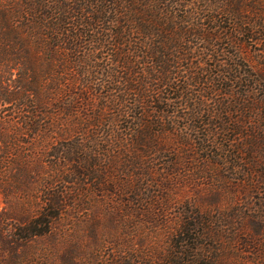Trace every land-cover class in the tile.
<instances>
[{
	"label": "trees",
	"instance_id": "trees-1",
	"mask_svg": "<svg viewBox=\"0 0 264 264\" xmlns=\"http://www.w3.org/2000/svg\"><path fill=\"white\" fill-rule=\"evenodd\" d=\"M248 53L256 71L235 63ZM226 80H245L243 93H226ZM249 82L264 87V0H0V195L8 208L0 213V264H34L28 249L75 209L73 186L113 188L117 176L102 165L124 160L150 172L176 144L192 149L184 139L191 124L198 133L218 118L221 135L262 119L264 97L254 99ZM238 113L230 123L222 118ZM263 133L259 125L237 149L262 156ZM170 161L176 171L179 160ZM125 177L128 195L133 176ZM142 193L126 205L143 206L144 217ZM156 213L150 221L164 223L158 206ZM189 214L169 247L127 250L115 264H233L225 260L235 240L222 235L233 219ZM250 246L264 255L260 241Z\"/></svg>",
	"mask_w": 264,
	"mask_h": 264
},
{
	"label": "rangeland",
	"instance_id": "rangeland-1",
	"mask_svg": "<svg viewBox=\"0 0 264 264\" xmlns=\"http://www.w3.org/2000/svg\"><path fill=\"white\" fill-rule=\"evenodd\" d=\"M229 50L233 52L231 48ZM233 56L235 57L234 54ZM245 59L248 63L239 59L235 63L242 65V62H245L252 66L253 69L249 67V71L260 68V65L253 60L252 54H246ZM236 74L237 72L234 71L233 75ZM227 77L232 79V76ZM245 82V80L240 81L239 85L246 86ZM239 85L227 81L224 88L228 90L226 93L229 91L235 94L243 93ZM249 85L253 90L254 99L264 97V87H259L254 82H249ZM230 86L232 90L229 89ZM224 97L225 94L223 99H226V103L234 100ZM208 104L214 103L209 101ZM262 113L264 114V111ZM263 114H261L262 119L258 118L252 125L248 123L246 128H241L240 133L230 131L227 134L216 135V128L219 131L221 124L218 118L202 124L198 133L193 131L194 124L189 123L190 130L184 139L193 142L192 149L179 146L174 142L176 136H171L169 142L175 143L179 148L168 151L165 155H158L157 160L161 157L160 163L152 165L153 170L150 172L147 169L130 168L123 164L124 160H119L113 166L100 164L101 169H108L112 173V177L117 176L116 179H111L115 185L113 188H104L102 192L98 191L95 181H91L84 191L82 190L84 187L73 186L72 190H75L76 194H72V198L76 210H71L68 217L56 226L53 236L37 240L29 247L28 253L36 257L34 264H65V262L115 264L127 250H140L139 255H141L156 244L158 247H169V237H172L171 233H174L177 224L182 219L187 220L189 213L194 211L215 217L229 215L233 219H230V225L226 224L227 232L222 234L225 238L235 240L232 245L233 252L226 253L225 261H231L233 264H257L256 261L259 260L260 264H264V255H260L261 252L250 246L256 240L264 244V174H260L264 170V150L260 156L250 154L251 152L243 148L237 149L238 145L247 144L250 140L248 136L259 125L264 127ZM241 117V113H238L232 118L227 116L222 118L230 123L232 119ZM177 121L179 127L184 123L181 119ZM209 123H212V126ZM209 132L215 135L211 136L210 142L204 144L205 147H209L208 150H202V146L199 145ZM103 147L106 150V146ZM236 156L244 160H237ZM185 158H188L187 161ZM171 159L179 160L176 171L170 168ZM260 163H263L262 166ZM248 170L259 173L252 177L248 175ZM126 173L133 176L129 178L133 190L128 195L122 192L123 187H121L126 183ZM143 174L145 176H139ZM39 186L42 191L40 199L44 200L47 194H43L44 186ZM57 186L62 189V185L57 184ZM137 191L144 193L140 204L147 208L144 210L146 211L144 217L138 213L139 207L143 206L126 205V201L134 200L133 195ZM157 206L161 209L160 216L164 219V223L150 221L154 214L159 215L156 213ZM7 210V204L0 195V213H5ZM112 215L116 216L119 228L113 225ZM123 215L125 222L121 219ZM253 229L259 235H256Z\"/></svg>",
	"mask_w": 264,
	"mask_h": 264
}]
</instances>
